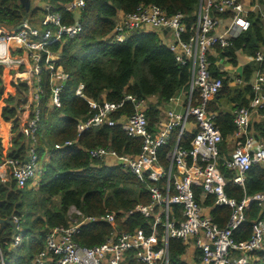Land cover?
I'll return each mask as SVG.
<instances>
[{"label": "built area", "instance_id": "1", "mask_svg": "<svg viewBox=\"0 0 264 264\" xmlns=\"http://www.w3.org/2000/svg\"><path fill=\"white\" fill-rule=\"evenodd\" d=\"M85 0H69L64 9L72 14L66 23L60 11L50 3H43V15L38 25L28 19L16 27L0 25V67L3 76L12 82L24 81L28 87L27 100L18 115L19 130L28 140L26 158L2 155L0 181L13 179L20 188L35 185L41 169L35 150L39 100L43 93L41 69L49 72L50 96L48 105L59 106L60 91L68 74L58 64L59 50L51 44L71 38L81 31V9ZM258 12L264 20V7L257 0H199L196 20L187 27L181 13L168 15L154 4L140 3L129 13L119 11L111 37L126 41L136 30L159 32L161 42L174 55L175 60L188 65L190 76L187 87H180L166 101L157 96H137L124 92L119 101L99 103L88 99L93 113L80 120L78 133L93 126L119 125L131 138H140L136 152H118L109 146L88 150L91 158L110 165H120L145 184L148 201L136 204L129 214L140 213L148 219L145 226L132 230L115 226V213L84 216L74 206L68 210V226L51 227L45 244L29 264H169L168 241L176 238L192 246L197 263L191 264H250L253 251L264 242V216L252 224L248 239L236 240L234 229L244 218V209L252 201L264 209V191L244 197L240 202L229 197L224 186L226 174L220 163L232 173L233 183L243 186L246 171L254 163L264 164V140L257 139L249 128L251 114L264 103V74L255 70L250 79L252 98L247 106H236L232 112L235 126L234 143L228 157H221V133L214 122L215 112L209 103L220 89L222 80L210 72L208 55L214 46L229 44V39L247 30L249 12ZM219 13H228L220 16ZM223 17V18H222ZM190 28V29H188ZM167 33L170 34L167 39ZM256 60L261 59L257 52ZM83 83L75 93L84 97ZM156 118L151 121L150 113ZM31 115V116H30ZM11 135V133H10ZM11 136L9 137L10 141ZM75 140L55 143L61 148ZM222 160V161H221ZM215 206L230 209L223 226L214 221L210 210ZM9 247L19 246L23 239L17 216ZM86 222H105L112 231L104 242L85 246L73 238ZM184 253L182 254V256ZM0 264L5 263L0 248Z\"/></svg>", "mask_w": 264, "mask_h": 264}, {"label": "trees", "instance_id": "2", "mask_svg": "<svg viewBox=\"0 0 264 264\" xmlns=\"http://www.w3.org/2000/svg\"><path fill=\"white\" fill-rule=\"evenodd\" d=\"M69 0H39L50 3L54 11H60L66 23L72 22V14L64 9ZM264 5V0H257ZM140 3L154 4L168 15L181 13L187 27L196 20L199 0H85L81 9V31L71 38L51 44L59 50L58 64L68 74L60 91L59 106L50 107L49 72L42 68L43 93L39 100V118L36 128L35 150L41 169L35 185L18 187L13 179L0 181V217L17 216L22 227L23 239L14 249L9 247L12 240L11 226L0 222V248L6 264H29L43 249L47 231L55 226H68L71 221L68 210L71 206L79 209L84 216L115 213L114 224L119 229L132 230L145 226L148 219L140 213L125 216L136 204L148 201V191L127 169L110 165L98 158H91L88 150L97 146H109L118 152H136L140 138L127 136L119 125L93 126L81 133L76 125L93 113L88 99L102 103L119 101L124 92L137 96L155 95L159 101H166L180 87H187L190 76L188 65L178 63L173 53L161 42L154 31L136 30L126 41L117 42L111 33L119 11L132 12ZM42 5L27 11L21 0H0V25L16 27L22 20L42 17ZM227 16L228 13H219ZM251 25L229 39L223 47L214 46L216 55L209 54L210 72L222 80L220 89L209 103L215 112L214 122L222 140L219 143L221 157H228L230 138L234 133L232 109L247 106L253 96L250 79L255 70L264 74V20L258 12L248 13ZM190 29V28H188ZM251 56L252 60L243 66L244 84L229 85L226 71L218 69L216 56L237 62V52ZM261 59L256 60V53ZM78 83L84 87L81 97L75 93ZM28 87L24 81L7 82L0 67V162L2 155L26 158L28 140L19 130L18 115L27 100ZM224 105V106H223ZM255 112L259 119H251L249 128L257 139L264 140V103ZM31 116V115H30ZM150 120L156 117L152 112ZM11 123V139L6 141L4 124ZM75 140L71 145L56 148L55 143ZM230 145V146H229ZM222 161V160H221ZM226 174L224 191L229 197L240 202L244 197L264 191V164L254 163L245 173L243 186L232 182V173L222 163ZM242 222L234 229L236 240L248 239L252 224L264 216V209L252 201L244 209ZM230 209L215 206L210 210L214 221L223 226L228 220ZM112 231V225L105 222H86L73 235L75 241L85 246L105 241ZM185 245L176 238L168 241L169 264H188L182 254ZM250 264H264V242L253 251Z\"/></svg>", "mask_w": 264, "mask_h": 264}, {"label": "crops", "instance_id": "3", "mask_svg": "<svg viewBox=\"0 0 264 264\" xmlns=\"http://www.w3.org/2000/svg\"><path fill=\"white\" fill-rule=\"evenodd\" d=\"M243 1L246 3L248 0H243ZM251 1H255V0H251ZM31 4L33 6H39V5H42L43 3L42 2H39V0H31ZM263 7H264V5H263ZM39 19H37L36 24H34L35 21L32 24L33 25H38V20ZM147 30L149 31L148 27H147ZM154 32L158 33V35H159V32L157 30H155ZM169 36H170V34L167 33V39L169 38ZM159 38L161 40V36L160 35H159ZM211 54L212 55H216V52L213 51ZM251 60H252L251 56H248V55H246V54H244L243 52H240V51L237 52V62L235 64H232L231 62H229L226 57H223L222 58V57L216 56V64H217V67H218V69L227 72V75L230 78L229 85L231 87H237V86H241L242 84H244V82L242 80V75H241L242 74V70H243V66L246 63L250 62ZM3 78L7 82H12L10 80V77L9 76H5V77L3 76ZM234 108L232 109V112H233ZM259 118H260V115L257 112L253 111L252 114H251V119H256L257 120ZM10 126H11V123L10 122L4 124V134H5L6 141H8L9 140V137L11 136L10 135V133H11ZM233 143H234V139H233V137H231L229 144L230 145H233ZM231 149H232V147H231ZM185 261H187L188 264H191L192 263L191 258L188 259V260L185 259Z\"/></svg>", "mask_w": 264, "mask_h": 264}, {"label": "rangeland", "instance_id": "4", "mask_svg": "<svg viewBox=\"0 0 264 264\" xmlns=\"http://www.w3.org/2000/svg\"><path fill=\"white\" fill-rule=\"evenodd\" d=\"M37 19H39V18H37ZM37 19H34V21H35V23L34 24H36V22H37ZM263 20V19H262ZM262 31H263V33H264V26H263V29H262ZM198 254V252H196V251H193V249H192V246H189L187 249H186V251H184V257L182 256V258H184V259H190L191 258V260H193L194 261V263H197L198 262V260L196 259V255Z\"/></svg>", "mask_w": 264, "mask_h": 264}, {"label": "water", "instance_id": "5", "mask_svg": "<svg viewBox=\"0 0 264 264\" xmlns=\"http://www.w3.org/2000/svg\"><path fill=\"white\" fill-rule=\"evenodd\" d=\"M21 2L23 3V5L25 6V9L28 11L30 8V0H21ZM0 222H6L11 226V231L12 234L14 233L15 229H14V222L10 217L7 218H1L0 217Z\"/></svg>", "mask_w": 264, "mask_h": 264}]
</instances>
